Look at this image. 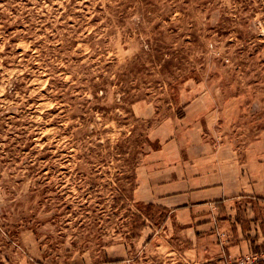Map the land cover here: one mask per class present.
I'll return each mask as SVG.
<instances>
[{
    "label": "rangeland",
    "instance_id": "rangeland-1",
    "mask_svg": "<svg viewBox=\"0 0 264 264\" xmlns=\"http://www.w3.org/2000/svg\"><path fill=\"white\" fill-rule=\"evenodd\" d=\"M258 138L264 0H0V264H217L143 173Z\"/></svg>",
    "mask_w": 264,
    "mask_h": 264
},
{
    "label": "crops",
    "instance_id": "crops-1",
    "mask_svg": "<svg viewBox=\"0 0 264 264\" xmlns=\"http://www.w3.org/2000/svg\"><path fill=\"white\" fill-rule=\"evenodd\" d=\"M177 152L175 161L164 163L157 155L149 157L142 184L151 193L150 202L169 207L178 224L196 233L195 249L204 263L228 264L253 252L254 242H264L261 219L253 212L245 227L231 200L246 201L252 211L264 205V138L251 142L243 157L236 149L212 153L207 146L206 161L198 170H192L197 163H191L189 155Z\"/></svg>",
    "mask_w": 264,
    "mask_h": 264
},
{
    "label": "built area",
    "instance_id": "built-area-1",
    "mask_svg": "<svg viewBox=\"0 0 264 264\" xmlns=\"http://www.w3.org/2000/svg\"><path fill=\"white\" fill-rule=\"evenodd\" d=\"M257 258L256 256H248L247 258H241L239 261H238V264H257Z\"/></svg>",
    "mask_w": 264,
    "mask_h": 264
}]
</instances>
